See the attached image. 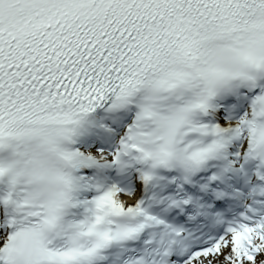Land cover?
Listing matches in <instances>:
<instances>
[{
    "label": "snow or ice",
    "instance_id": "1",
    "mask_svg": "<svg viewBox=\"0 0 264 264\" xmlns=\"http://www.w3.org/2000/svg\"><path fill=\"white\" fill-rule=\"evenodd\" d=\"M0 264H264V0H0Z\"/></svg>",
    "mask_w": 264,
    "mask_h": 264
}]
</instances>
